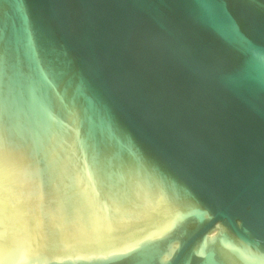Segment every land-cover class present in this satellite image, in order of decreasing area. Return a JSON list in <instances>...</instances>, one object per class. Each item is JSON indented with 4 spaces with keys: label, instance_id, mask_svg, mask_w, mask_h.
Instances as JSON below:
<instances>
[{
    "label": "water",
    "instance_id": "95a60500",
    "mask_svg": "<svg viewBox=\"0 0 264 264\" xmlns=\"http://www.w3.org/2000/svg\"><path fill=\"white\" fill-rule=\"evenodd\" d=\"M0 264H264V0H0Z\"/></svg>",
    "mask_w": 264,
    "mask_h": 264
}]
</instances>
